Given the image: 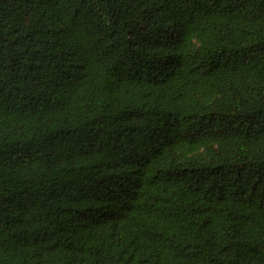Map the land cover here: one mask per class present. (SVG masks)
Masks as SVG:
<instances>
[{"label": "trees", "instance_id": "1", "mask_svg": "<svg viewBox=\"0 0 264 264\" xmlns=\"http://www.w3.org/2000/svg\"><path fill=\"white\" fill-rule=\"evenodd\" d=\"M0 264H264V0H0Z\"/></svg>", "mask_w": 264, "mask_h": 264}]
</instances>
